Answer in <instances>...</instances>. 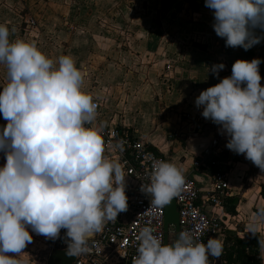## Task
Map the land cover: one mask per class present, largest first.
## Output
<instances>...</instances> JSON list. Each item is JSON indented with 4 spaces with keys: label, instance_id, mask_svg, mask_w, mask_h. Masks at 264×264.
I'll return each mask as SVG.
<instances>
[{
    "label": "clouds",
    "instance_id": "9594fccd",
    "mask_svg": "<svg viewBox=\"0 0 264 264\" xmlns=\"http://www.w3.org/2000/svg\"><path fill=\"white\" fill-rule=\"evenodd\" d=\"M212 10V28L226 47L248 50L264 39V0H204ZM259 30V33L257 32ZM261 59H236L231 73L195 97L201 116L218 125L227 137L225 147L243 154L264 173V85ZM0 264H26L18 258L30 231L55 240L64 229L65 254L89 250L88 241L106 221L127 210L122 164L104 155L100 130L93 122L97 103L82 90L86 70L71 55L55 62L37 46L21 38L9 40V28L0 23ZM223 63L210 67L213 76ZM149 182L140 191L153 207H162L185 184L182 171L172 162L153 158ZM264 223V206L247 225L255 234ZM145 225L136 236L132 264H211L220 257L223 241L197 240L188 229L172 243H163ZM66 238V239H65ZM12 253L13 255H9Z\"/></svg>",
    "mask_w": 264,
    "mask_h": 264
},
{
    "label": "crops",
    "instance_id": "0c3cea01",
    "mask_svg": "<svg viewBox=\"0 0 264 264\" xmlns=\"http://www.w3.org/2000/svg\"><path fill=\"white\" fill-rule=\"evenodd\" d=\"M87 1L97 10H116L122 22L119 28L104 26L102 21L97 23V17L101 16L93 11L85 14V20H94L93 31L109 35L113 30L116 35L130 36H125L129 41L123 50H115L112 45L107 49L115 50L120 59L109 62L105 75H98L97 38L84 41L76 37L75 22L83 20L84 16L78 4ZM143 1L144 13H136L127 8L124 0H59L64 12L55 15L46 12L42 17L35 10L38 6L35 0H0V23L8 26L10 41L21 38L32 42L54 62L61 54L71 55L76 66L86 70L82 90L99 103V123L134 133L183 174L193 178L199 190L204 191L210 188V176L205 170L194 169L192 162L211 138L219 136L226 142L227 137L218 132V125L201 116L195 97L220 78L230 75L236 59L260 58V83L264 85V39L248 50L226 47L223 38L218 37L211 26L212 10L204 5V0ZM41 2L43 9L47 1ZM72 2L74 4L66 5ZM55 18L58 25L54 23ZM30 20L35 23L31 24ZM69 23L71 26L74 23L75 27L71 35L65 29ZM48 30L58 37L59 46L47 48L42 44L43 33ZM214 63L224 64L216 76L209 70ZM5 72V66L0 64V82L5 79ZM118 78L123 79V86L116 85ZM4 123L0 117V125ZM111 154L104 148V155L117 161ZM226 161L230 163V193L214 208L222 229L209 237H217L227 246L232 238L242 239L251 234L247 228L250 218L258 207L264 206V173L243 154L232 152ZM127 183L129 178L125 176ZM255 233L263 237L259 253L264 264V223L258 224ZM22 251L18 258L26 264H34L32 254ZM209 260L211 264L220 263L219 257L210 256Z\"/></svg>",
    "mask_w": 264,
    "mask_h": 264
},
{
    "label": "built area",
    "instance_id": "2783aa9c",
    "mask_svg": "<svg viewBox=\"0 0 264 264\" xmlns=\"http://www.w3.org/2000/svg\"><path fill=\"white\" fill-rule=\"evenodd\" d=\"M30 22L34 23L33 20ZM93 101L97 103L98 113L93 124L100 130L103 146L122 164L129 178V183L125 184L128 207L118 213L116 220L106 221L102 231L88 241L87 252L60 264H132L138 246L136 236L141 227L150 225L155 230L154 235L161 237L162 242L164 239L163 206L153 207L150 197L140 191V185L149 182L152 159L165 158L134 133L112 125H101L98 120L99 103ZM225 144L219 136L211 138L192 162L194 169H202L209 174L210 188L200 191L195 180L183 174L185 184L173 198L178 212V232L188 229L201 242H206L209 236L222 229L221 219L214 214V208L219 207L230 193V163L226 158L233 151ZM169 233L168 227V242L172 243ZM57 247L65 250L66 245L58 240Z\"/></svg>",
    "mask_w": 264,
    "mask_h": 264
},
{
    "label": "rangeland",
    "instance_id": "374dc122",
    "mask_svg": "<svg viewBox=\"0 0 264 264\" xmlns=\"http://www.w3.org/2000/svg\"><path fill=\"white\" fill-rule=\"evenodd\" d=\"M42 0H35V3L38 5L37 7H35V10L38 11V14L40 16L50 13L51 15H55L58 13H63L64 12V5L63 3L59 2V0H45L46 3V7H44L42 9V6L40 5ZM49 1V2H48ZM125 1V5H127V8H129L131 11L136 12V13H144L142 11V9H145L146 4L145 1L143 0H124ZM74 4V2L66 4V5H72ZM78 4V3H77ZM116 5V2H115ZM78 6H80L79 8L81 9V11L84 13L83 16V20L81 21H77L76 23V29H78V34H76V37L78 38H82V40L84 41H88L89 39H93V38H97L96 39V45L98 46L99 49V55H98V62H99V71H98V75H100L101 73L103 75L106 74V69L108 67L109 62H114V60L116 59H120L117 58L116 56V52L115 50H123V48L127 45L125 43H127L129 40L125 38L126 37H130L128 35H116L114 34V31L109 34V35H101L100 34L93 31L94 28V20H85L87 18H85V14H91L93 11L94 12H98V14H100L101 18H98L97 23H100V21H102V23H104V26H110V28H119L122 26V22L119 21L118 18V13L116 10L114 9H103V10H97L96 7H94L89 1L84 2L82 4H78ZM78 8V9H79ZM97 10V11H96ZM72 11V8H71ZM47 12V13H46ZM44 17V16H42ZM90 17V16H88ZM105 18L108 19H114L112 20H107ZM56 19V18H55ZM35 23V21H34ZM54 23L58 25V19L54 20ZM116 24V25H115ZM64 25V24H63ZM54 26V25H52ZM116 26V27H115ZM133 26V24H132ZM65 29L68 33H73L75 30L74 27V23L73 26H71V24H66L65 25ZM47 30V29H46ZM71 33L69 35H71ZM80 33V34H79ZM43 41L42 44H44L47 48L49 46H59L58 37L53 36V33L48 31H45V33H43ZM46 35V36H45ZM91 42H93V40H91ZM112 45V47L115 48V50L111 49V50H107L110 49V46ZM111 55V56H110ZM110 57H112L113 59H111ZM116 57V58H115ZM131 57V56H130ZM111 62V64H112ZM105 72V73H104ZM118 81L116 82L117 86H123L124 81L121 78L117 79ZM96 85V84H95ZM115 85V83H114ZM113 85V86H114ZM4 162V158H3V154L0 153V164H3ZM169 241H173L174 240V233L171 232L172 230H174V226L170 225L169 226ZM30 231V229H29ZM34 236V239H32V241L30 243H27L24 250L28 251V255L32 254L33 259L35 260L34 264H45L46 263V258L50 255V253L57 248V239H59L58 237L55 240L52 239H46L43 235L40 234H36L31 232L30 235ZM57 240V241H56ZM9 255H12V253H9ZM31 264V263H29Z\"/></svg>",
    "mask_w": 264,
    "mask_h": 264
},
{
    "label": "trees",
    "instance_id": "16d2710c",
    "mask_svg": "<svg viewBox=\"0 0 264 264\" xmlns=\"http://www.w3.org/2000/svg\"><path fill=\"white\" fill-rule=\"evenodd\" d=\"M264 197V187L262 188ZM64 229H61L59 240L64 241L61 237L64 236ZM66 239V238H65ZM263 241V237L259 233H251L246 237L232 238L231 242L226 246L223 245L219 264H262L259 246ZM74 256L65 254V250L54 249L48 258L47 264H60L70 262Z\"/></svg>",
    "mask_w": 264,
    "mask_h": 264
},
{
    "label": "water",
    "instance_id": "95a60500",
    "mask_svg": "<svg viewBox=\"0 0 264 264\" xmlns=\"http://www.w3.org/2000/svg\"><path fill=\"white\" fill-rule=\"evenodd\" d=\"M164 210V239L163 243H169L168 242V227L170 225L174 226V239L176 238V235L178 233V212L176 209V204L174 199H172L169 204L163 206ZM170 244V243H169Z\"/></svg>",
    "mask_w": 264,
    "mask_h": 264
}]
</instances>
